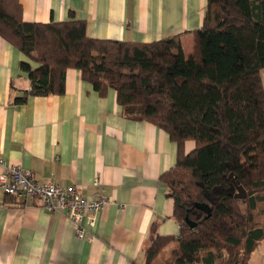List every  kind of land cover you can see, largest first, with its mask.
Listing matches in <instances>:
<instances>
[{
	"label": "trees",
	"instance_id": "trees-1",
	"mask_svg": "<svg viewBox=\"0 0 264 264\" xmlns=\"http://www.w3.org/2000/svg\"><path fill=\"white\" fill-rule=\"evenodd\" d=\"M193 34L187 56L183 35L94 39L74 13L29 23L18 0H0V37L27 58L20 70L30 88L15 104L64 94L74 69L101 97L114 90L126 119L155 124L177 145L176 166L162 181L180 233L163 237L153 227L146 264H250L264 241V0H207ZM236 186L247 199L235 198ZM196 203L209 204L211 216ZM172 242L170 260L158 262Z\"/></svg>",
	"mask_w": 264,
	"mask_h": 264
},
{
	"label": "crops",
	"instance_id": "crops-1",
	"mask_svg": "<svg viewBox=\"0 0 264 264\" xmlns=\"http://www.w3.org/2000/svg\"><path fill=\"white\" fill-rule=\"evenodd\" d=\"M18 1L29 23L65 22L74 13L87 22L91 38L152 43L183 35L191 54L207 8V0ZM25 60L0 37V157L40 183L75 186L87 198L99 194L110 203L95 229L79 239L63 213L0 187V264H146L153 227L163 237L180 233L162 181L176 166L177 145L155 124L126 119L114 90L101 97L74 69L66 73L64 94L15 104L30 88L20 70ZM194 146L188 142L186 152ZM250 264H264V241Z\"/></svg>",
	"mask_w": 264,
	"mask_h": 264
},
{
	"label": "built area",
	"instance_id": "built-area-1",
	"mask_svg": "<svg viewBox=\"0 0 264 264\" xmlns=\"http://www.w3.org/2000/svg\"><path fill=\"white\" fill-rule=\"evenodd\" d=\"M0 168V187L4 194L23 201L40 200L47 210L63 213L74 225L79 239H85L95 229L99 215L110 203L99 194L87 198L75 186L57 181L40 183L30 171L19 165H8L1 157Z\"/></svg>",
	"mask_w": 264,
	"mask_h": 264
},
{
	"label": "water",
	"instance_id": "water-1",
	"mask_svg": "<svg viewBox=\"0 0 264 264\" xmlns=\"http://www.w3.org/2000/svg\"><path fill=\"white\" fill-rule=\"evenodd\" d=\"M236 189H237V194L235 195V198L236 199H239V200H245V199H247V193H246V191L243 188L236 186ZM195 207L197 209L203 211L207 215V217H210L211 214H212V208L210 207L209 204H206V203H196L195 204ZM190 225L193 228L196 227L195 224H192L191 223Z\"/></svg>",
	"mask_w": 264,
	"mask_h": 264
},
{
	"label": "rangeland",
	"instance_id": "rangeland-1",
	"mask_svg": "<svg viewBox=\"0 0 264 264\" xmlns=\"http://www.w3.org/2000/svg\"><path fill=\"white\" fill-rule=\"evenodd\" d=\"M184 51H185L187 56H189L191 54V50L189 48V42L187 41V39H185V41H184ZM193 53H194V51H193ZM177 247H178L177 244L172 245V246L168 245L167 248H165V250L162 251L161 255L157 258L158 259L157 261L162 263V262H165L167 260H170L172 251L175 250ZM221 264H224V263L222 262Z\"/></svg>",
	"mask_w": 264,
	"mask_h": 264
}]
</instances>
